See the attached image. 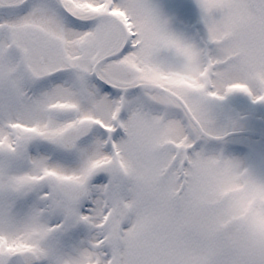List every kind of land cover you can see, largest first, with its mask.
<instances>
[{"label": "snow or ice", "instance_id": "obj_1", "mask_svg": "<svg viewBox=\"0 0 264 264\" xmlns=\"http://www.w3.org/2000/svg\"><path fill=\"white\" fill-rule=\"evenodd\" d=\"M0 264H264V0H0Z\"/></svg>", "mask_w": 264, "mask_h": 264}]
</instances>
